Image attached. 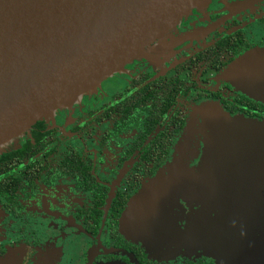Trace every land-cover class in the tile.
<instances>
[{"label": "flooded vegetation", "instance_id": "flooded-vegetation-1", "mask_svg": "<svg viewBox=\"0 0 264 264\" xmlns=\"http://www.w3.org/2000/svg\"><path fill=\"white\" fill-rule=\"evenodd\" d=\"M196 9L119 71L120 89L103 80L0 146V264H226L191 229L194 192L155 180L181 159L198 163L202 138L184 139L196 106L216 102L264 121V101L227 74L264 47V0ZM153 181L154 194L133 210ZM141 204L150 208L138 218ZM140 220L162 251L143 246ZM181 245L191 247L163 250Z\"/></svg>", "mask_w": 264, "mask_h": 264}, {"label": "water", "instance_id": "water-1", "mask_svg": "<svg viewBox=\"0 0 264 264\" xmlns=\"http://www.w3.org/2000/svg\"><path fill=\"white\" fill-rule=\"evenodd\" d=\"M210 1L0 0V145L146 56L181 18ZM227 74L238 89L264 101V47L241 55ZM194 109L184 139L202 138L198 163L181 159L155 183L194 192L188 197L199 209L191 229L207 253L226 262L220 251L230 248L240 264H264V121L231 115L216 102ZM153 183L140 191L133 210L154 194ZM148 208L141 204L138 218ZM138 224L147 251L160 250L149 240L151 229Z\"/></svg>", "mask_w": 264, "mask_h": 264}, {"label": "rangeland", "instance_id": "rangeland-1", "mask_svg": "<svg viewBox=\"0 0 264 264\" xmlns=\"http://www.w3.org/2000/svg\"><path fill=\"white\" fill-rule=\"evenodd\" d=\"M192 10H194V11H199L200 9H192ZM138 58H141V57H138ZM137 59V58H136ZM133 63H134V61H133ZM128 65H126L125 67H127ZM108 78V77H107ZM106 78V80H104L103 82H102V84H101V86L105 89V90H107V91H112V90H118V89H120L121 88V86H124L125 84H126V78L124 77V75H123V78L121 77V73L120 72H115L114 74H112L111 75V77L109 78V79H107ZM125 79V80H124ZM110 80H113V81H118V85H117V87L116 86H114V87H112L111 86V82H110ZM112 88H114V89H112ZM79 97H81V95L79 96ZM81 99V98H80ZM14 138H17V136H15V137H13L12 139H14ZM12 139H10V140H8L7 142H10ZM6 143V142H5ZM4 145V143L3 144H1L0 146L2 147ZM160 176L158 175L157 176V178H156V180L155 181H158V180H160ZM185 246V247H184ZM181 245L180 246V249H179V246H175V247H172V248H168L166 251L167 252H170V253H175V251L176 252H181V250H182V248L184 247V248H188L189 247V245ZM226 250V251H225ZM225 250H221L220 251V254H222L224 257H225V259H226V264H230V263H234V264H236L237 262H238V264H240V263H243V261H239V260H237L236 259V253H234L230 248H228V249H225ZM229 257V258H228ZM234 261H237V262H234ZM261 264H263V263H261Z\"/></svg>", "mask_w": 264, "mask_h": 264}, {"label": "trees", "instance_id": "trees-1", "mask_svg": "<svg viewBox=\"0 0 264 264\" xmlns=\"http://www.w3.org/2000/svg\"><path fill=\"white\" fill-rule=\"evenodd\" d=\"M141 102H144V100H141ZM145 105V104H144ZM156 124V122L154 121V123H153V125H155Z\"/></svg>", "mask_w": 264, "mask_h": 264}]
</instances>
